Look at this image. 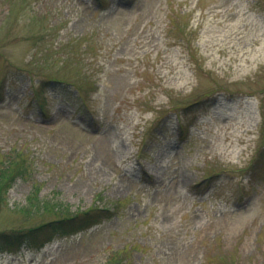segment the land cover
Wrapping results in <instances>:
<instances>
[{
    "label": "rangeland",
    "instance_id": "rangeland-1",
    "mask_svg": "<svg viewBox=\"0 0 264 264\" xmlns=\"http://www.w3.org/2000/svg\"><path fill=\"white\" fill-rule=\"evenodd\" d=\"M0 90V230L109 211L0 264H264V0H0Z\"/></svg>",
    "mask_w": 264,
    "mask_h": 264
},
{
    "label": "trees",
    "instance_id": "trees-1",
    "mask_svg": "<svg viewBox=\"0 0 264 264\" xmlns=\"http://www.w3.org/2000/svg\"><path fill=\"white\" fill-rule=\"evenodd\" d=\"M49 80L64 81L55 77H47ZM40 88L44 86V82H39ZM78 87V86H77ZM39 88V89H40ZM35 94H37V90H34ZM0 97H2V93L0 90ZM37 103L40 106V109L43 110V103L40 98H37ZM44 111V110H43ZM22 153H16L9 158H5L4 161L0 164V202L5 200V194L7 189L10 187L11 183L18 176H24L25 170V159L22 157ZM34 193L37 191L36 187L33 188ZM29 201L36 198L33 194L29 195ZM36 205L38 210L52 212L56 215L55 218L47 220L29 228L27 230H20L19 228H12L10 230H0V245L3 242L13 243L16 242H24L28 243L32 238V233L35 232H43L45 230L54 231H62L65 226H73V225H91L97 223L101 218L108 216V210L104 207L93 206L89 207L85 210H80L76 212H70L68 205L66 204H55L49 199L40 200ZM27 209V207L25 208ZM34 232V233H35ZM8 237V238H7ZM117 256L109 258L108 264H125L121 259L120 254Z\"/></svg>",
    "mask_w": 264,
    "mask_h": 264
}]
</instances>
